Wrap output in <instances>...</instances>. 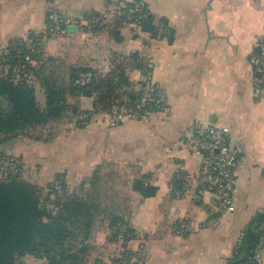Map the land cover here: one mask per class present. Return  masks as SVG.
<instances>
[{
  "label": "crops",
  "instance_id": "0c3cea01",
  "mask_svg": "<svg viewBox=\"0 0 264 264\" xmlns=\"http://www.w3.org/2000/svg\"><path fill=\"white\" fill-rule=\"evenodd\" d=\"M139 2L155 17L153 33L142 31L149 18L138 27L119 22L94 34L83 24L93 13ZM51 13L71 20L66 33L49 34ZM40 39L50 52L74 48L73 66L97 70L138 52L168 103L164 112L113 124L98 112L95 96L68 94L91 119L81 125L70 117L58 137L45 141L42 160L50 179L63 174L79 184L74 192L91 199L88 262L116 260L128 247L141 250V264H228L252 219L264 212V92L255 93L250 61L264 39V0H0V53ZM127 73L132 86L141 69L127 66ZM36 94L45 101V91ZM216 128L225 129L239 151L228 209L210 189L213 179L202 173L193 147L196 130ZM181 169L192 177L176 195L171 184ZM135 180L155 193L143 195ZM125 228L128 238L120 232ZM257 250L264 264V236ZM19 259L48 264L33 254Z\"/></svg>",
  "mask_w": 264,
  "mask_h": 264
},
{
  "label": "trees",
  "instance_id": "16d2710c",
  "mask_svg": "<svg viewBox=\"0 0 264 264\" xmlns=\"http://www.w3.org/2000/svg\"><path fill=\"white\" fill-rule=\"evenodd\" d=\"M149 15L148 11L147 19ZM18 49L23 50V56L28 51L24 44L15 42L0 54V58H14ZM121 60L125 63H117L105 76L98 75L90 67H73L69 83L64 77L44 79V105L37 100L34 84L16 80L12 73L6 75L0 71V144L11 136L28 135L36 126L66 117L69 112L78 116L88 114L79 112L68 102L69 93L95 96L97 110L98 103L108 98L104 106L106 113L114 105L133 108L138 93L131 86L127 66L143 69L147 64L140 60L138 52L123 56ZM88 70L94 73L91 81L84 85L76 84L79 73ZM42 71L43 68L37 70L39 76ZM118 89L124 91L120 93ZM118 98L120 101L116 102ZM81 121L79 118L80 124ZM9 178L8 181L0 180V264H17L18 259L26 254L45 257L48 264H87V240L94 216L89 195L70 191L62 180V193L56 190L54 183L50 188L56 193L55 198H51L50 193V197L42 199L37 185L12 173ZM144 186V182L135 180L134 188L143 195L155 193L153 187ZM117 224L116 220L112 221L113 226ZM263 236L264 212H261L246 228L244 239L228 264H240L253 258Z\"/></svg>",
  "mask_w": 264,
  "mask_h": 264
},
{
  "label": "built area",
  "instance_id": "2783aa9c",
  "mask_svg": "<svg viewBox=\"0 0 264 264\" xmlns=\"http://www.w3.org/2000/svg\"><path fill=\"white\" fill-rule=\"evenodd\" d=\"M148 17L146 6L139 2L136 6L126 7L123 10H108L102 13H93L87 17L84 26L87 29H96L101 32L111 31L116 23H127L131 26H140ZM70 19H59L55 13L48 17L47 30L49 34L60 35L66 33L67 25ZM84 22V21H83ZM42 43L35 41L32 44H26V60L30 61V50L41 48ZM21 50V49H18ZM250 61L254 68L255 76V93L259 97L264 92V39H261L250 55ZM94 73L90 70L80 72L75 80L78 85H84L91 81ZM132 88L138 93V98L134 102L133 108H118L114 105L108 112L110 121L115 124L124 120L128 116L149 117L153 112L168 110V103L152 81V70L150 67L141 69V76L133 83ZM194 150L201 156L202 173L213 179L210 189L219 199L224 209L231 207L235 191V168L238 162L239 151L232 146L229 135L225 129L216 128L208 131L196 130L193 137ZM8 167L14 175H20L22 169L17 163L15 157H9L5 160ZM192 175L181 169L180 173L174 178L171 184L172 192L180 195L185 189ZM120 228V227H119ZM121 229V228H120ZM123 237L131 235L127 228L120 231ZM142 249V248H141ZM143 253L135 252L128 247L122 248L121 253L116 260L108 259L102 263L96 264H141ZM261 260L260 253L253 258L240 264H258Z\"/></svg>",
  "mask_w": 264,
  "mask_h": 264
},
{
  "label": "rangeland",
  "instance_id": "374dc122",
  "mask_svg": "<svg viewBox=\"0 0 264 264\" xmlns=\"http://www.w3.org/2000/svg\"><path fill=\"white\" fill-rule=\"evenodd\" d=\"M90 34L98 33L96 29H88ZM102 33V32H101ZM53 35V34H52ZM59 35H53V37H58ZM42 43V39L38 40ZM8 49V48H7ZM7 51V50H6ZM6 51L2 52L5 53ZM23 50H18L17 54L14 58H0V71L4 74L8 75L12 73V76L15 77L16 80H23L26 83L35 85V93L44 91L43 81L46 78H56L57 80L62 79L63 77H69L71 70L73 67V62H71L72 56L75 53L74 48L66 49V48H56L54 52H50L47 50L43 43L41 48L30 50V61L26 60L25 55L22 54ZM0 53V54H2ZM100 55V54H99ZM103 56V55H102ZM102 59L101 56L98 60ZM102 61V60H100ZM107 59L106 62H108ZM125 63L123 60H119L118 63ZM85 67V66H82ZM43 68L42 75L39 76L37 73L38 69ZM92 68V67H91ZM94 69V68H92ZM113 69L112 65L108 70H97L98 75L105 76L109 71ZM42 76V77H41ZM117 91V90H116ZM124 90L118 89V92L122 93ZM101 92V91H100ZM37 95V94H36ZM40 97V96H39ZM37 97L39 102H45L44 98ZM120 98H118V101ZM108 98L100 101L98 103V112L106 113L107 110L104 109L105 103ZM102 102V103H101ZM45 104V103H44ZM75 117V123L78 122L80 118L81 125H85L90 119L91 114L88 113L86 115H75L71 112L67 114L65 117H61L60 119H52L45 125H38L35 129H31L28 135L26 133L19 134L17 136H11L9 139L0 144V180H10L9 174L12 173L11 168L5 163L6 159L9 157H15L17 159L18 165H20L22 169V173L19 175L21 180H25L32 184L38 186L40 190V194L42 199L50 197V193H52L51 198H55L56 193H53L50 185L54 184L56 190L59 193H62V180L67 183L69 190L74 192V188L79 184L72 185L68 182V180L64 177L63 174H58L56 177L50 179L48 173L43 166L42 155L46 151H44V147H48L45 144V141L49 139L52 141L59 135V130L64 129V123L69 120V118ZM74 124V123H73ZM47 139V140H45ZM13 174V173H12ZM14 175V174H13ZM60 176V177H58ZM58 177V178H57ZM64 177V178H63ZM73 183V182H72ZM49 195V196H48ZM18 259V264L19 263ZM90 261V260H88ZM97 261L88 262L87 264H94Z\"/></svg>",
  "mask_w": 264,
  "mask_h": 264
},
{
  "label": "water",
  "instance_id": "95a60500",
  "mask_svg": "<svg viewBox=\"0 0 264 264\" xmlns=\"http://www.w3.org/2000/svg\"><path fill=\"white\" fill-rule=\"evenodd\" d=\"M154 20H155V17L153 15H150L149 19L143 23L142 31L153 33L155 31ZM69 29L73 30L74 26H71Z\"/></svg>",
  "mask_w": 264,
  "mask_h": 264
}]
</instances>
